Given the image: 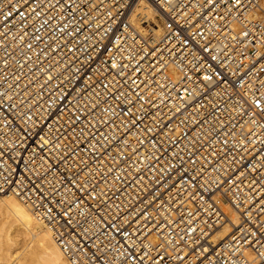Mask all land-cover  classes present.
Returning <instances> with one entry per match:
<instances>
[{"label":"built area","instance_id":"2783aa9c","mask_svg":"<svg viewBox=\"0 0 264 264\" xmlns=\"http://www.w3.org/2000/svg\"><path fill=\"white\" fill-rule=\"evenodd\" d=\"M260 11L0 0V194L69 264H264Z\"/></svg>","mask_w":264,"mask_h":264},{"label":"bare ground","instance_id":"6f19581e","mask_svg":"<svg viewBox=\"0 0 264 264\" xmlns=\"http://www.w3.org/2000/svg\"><path fill=\"white\" fill-rule=\"evenodd\" d=\"M261 2L259 15L264 14V0ZM144 13L154 18L155 10L147 4ZM0 207L5 209L0 219V264H69L50 231L24 203L10 194H0ZM221 208L226 219L212 235L214 244L239 221L238 213L229 204L223 203Z\"/></svg>","mask_w":264,"mask_h":264},{"label":"rangeland","instance_id":"374dc122","mask_svg":"<svg viewBox=\"0 0 264 264\" xmlns=\"http://www.w3.org/2000/svg\"><path fill=\"white\" fill-rule=\"evenodd\" d=\"M261 1H262V0H261ZM261 1H260V2H261ZM261 3H262V2H261ZM260 13H261V12H260ZM0 209L2 210V211L0 210V219H1V218H3L4 215H5V209H4V208L2 209V207H0ZM3 214H4V215H3ZM1 215H2V216H1ZM19 244H20V243H19ZM19 244H18V245H19ZM21 244H22V243H21ZM21 244H20V245H21ZM18 245H17V246H18ZM21 246H22V245H21ZM1 262H3V261H1ZM14 262H15V261H14Z\"/></svg>","mask_w":264,"mask_h":264}]
</instances>
